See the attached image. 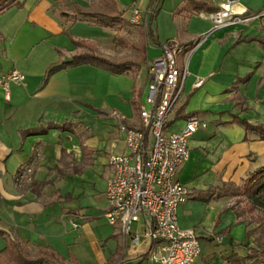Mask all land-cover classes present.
<instances>
[{
	"label": "crops",
	"instance_id": "crops-1",
	"mask_svg": "<svg viewBox=\"0 0 264 264\" xmlns=\"http://www.w3.org/2000/svg\"><path fill=\"white\" fill-rule=\"evenodd\" d=\"M93 1L19 0L21 8L0 14V78L14 69L24 75V86L11 85L8 99L0 86V233L23 252L50 250L66 262L152 264L141 260L150 247L143 225L135 223L139 240L132 244L106 223L108 158L126 153L119 127L139 126L131 101L144 102L148 64L161 55L165 41L176 39L186 52L180 62L186 58L188 75L167 131L184 126L177 113H193L207 123L189 138V158L178 173L188 190L177 210L178 226L194 230L201 241L194 264H226L230 252L245 257L253 240L233 207L232 192L264 165V141L232 118L264 127V0H237L254 19L214 31L191 53L195 40L211 28L209 12H194L179 0L172 12L175 34L154 38L157 49L144 44V75L138 70L113 76L85 65L59 71L42 85L49 66L83 52L63 31L115 61L114 35L101 41L94 35L110 28L80 16L93 12ZM133 1L130 7L142 14L147 0ZM202 1L216 9L224 0ZM60 13L76 15V21L66 22ZM79 25L92 35L75 31ZM27 172L31 183L16 186V177ZM4 246L0 236V250Z\"/></svg>",
	"mask_w": 264,
	"mask_h": 264
},
{
	"label": "built area",
	"instance_id": "built-area-1",
	"mask_svg": "<svg viewBox=\"0 0 264 264\" xmlns=\"http://www.w3.org/2000/svg\"><path fill=\"white\" fill-rule=\"evenodd\" d=\"M129 22L138 25L141 13L127 9ZM210 30L198 37L189 53L195 51L216 30L243 26L254 19L237 0H224L207 16ZM182 45L169 39L161 46V55L147 66L144 102L139 106L137 128L119 127L123 134L125 154L111 155L108 166L111 177L106 183V223L118 227L120 235L136 244L139 236L131 232L134 223L144 226L149 240L148 260L152 264H194L201 255L200 242L192 229H180L177 210L187 199L188 190L178 180V173L189 158L188 140L207 123L197 116L188 118L176 132H168L169 117L178 108L187 73ZM184 58V57H183ZM11 85L24 86V75L12 70L0 78L5 98ZM202 80L194 83L195 88ZM117 119L121 117L113 113ZM27 172L15 179L18 187L28 186ZM73 228L78 225L72 224ZM220 241L219 238H214Z\"/></svg>",
	"mask_w": 264,
	"mask_h": 264
},
{
	"label": "trees",
	"instance_id": "trees-1",
	"mask_svg": "<svg viewBox=\"0 0 264 264\" xmlns=\"http://www.w3.org/2000/svg\"><path fill=\"white\" fill-rule=\"evenodd\" d=\"M157 1L155 0V7H157ZM183 3L189 8H192L194 12L197 11H206V12H214L215 8H208L206 3L202 0H182ZM10 7L21 8L22 4L19 0H0V14L5 12ZM155 13V10L152 11V14ZM124 11L121 13V19L123 17ZM82 18L91 17L95 18L93 15L89 14H81ZM59 17L64 19L66 22H75L76 15L71 17L64 13H60ZM119 19V18H118ZM97 25L102 27L111 28L113 23L112 20L109 19L106 22H102L99 20L94 21ZM66 34L70 42L77 48L82 49L83 52L77 53L73 55L68 61L61 62L56 65H51L45 71V76L42 81V85H44L48 78L59 72L64 71L70 68L78 67V66H91L97 68L99 70L105 71L113 76L125 75L129 73H133L135 71L140 70L142 65H144L147 61L146 58V46L143 44L140 47H136V50L139 53V58L136 60H125L120 62H113L106 58H103L97 54L96 47L91 43L86 41L75 40L73 37L67 32L63 31ZM147 35L150 37L152 42H156L150 28L146 29ZM112 43L115 47H132L133 45L127 40L115 35L112 38ZM263 49L264 43L261 42ZM131 105L133 107L134 112L138 115L139 113V105L135 100L131 101ZM195 114H187V115H179L177 113L175 119L187 120L188 118L194 116ZM232 122L241 126L246 133H252L259 137L261 141H264V127L261 125H253L249 123L245 119H240L237 116H233ZM243 192L247 196L248 199L258 202L261 197L264 196V165L257 168L253 172H251L247 177L243 180ZM0 236L5 239V246L0 250V264H76L74 260L70 259L66 262L64 259L59 257L54 252L47 250L42 251L38 254L36 258H29L24 254L21 246L15 241L9 239L4 236L3 233H0ZM247 236L249 234L247 233ZM148 255L141 257V260H147ZM224 261L226 264H264V254H260L254 246L248 248V254L245 257H240L234 252H230L228 256L224 257ZM111 264V261L109 263Z\"/></svg>",
	"mask_w": 264,
	"mask_h": 264
},
{
	"label": "rangeland",
	"instance_id": "rangeland-1",
	"mask_svg": "<svg viewBox=\"0 0 264 264\" xmlns=\"http://www.w3.org/2000/svg\"><path fill=\"white\" fill-rule=\"evenodd\" d=\"M131 1L133 0H94L95 9L89 15H93L95 18H85L89 23H93L95 19L102 22L109 21V19L112 20L113 25L109 31H106L105 34H94L97 38H100V41L105 37L110 38L111 35H117L133 45L127 48L115 47V53H113L115 61L113 62L138 59L139 53L136 47H140L145 43L148 44L149 49H157L154 46V42L147 37L145 28H150L153 37L158 40L159 37L175 34L174 24L177 22L172 17V12L177 7L179 0L157 1V7H155V0H147L146 7L141 9V20L138 25H133L128 20L130 13L127 12V9L130 7ZM153 10H155V13L152 14ZM123 11L124 14L121 19ZM145 15L148 18H145ZM75 31H80L84 34L91 33L81 25L77 26ZM105 42L108 43V41ZM102 46L104 47L105 45L102 44ZM140 72L142 75L145 74V65H142ZM232 196L233 207L237 214L245 221L248 229L247 233L253 240V246L260 254H264V196L258 202L248 199L243 192V183L233 190ZM134 230L135 223L131 227V232L133 233ZM139 231L142 232V230ZM24 254L29 258H36L38 256V254L34 255L27 252H24Z\"/></svg>",
	"mask_w": 264,
	"mask_h": 264
}]
</instances>
